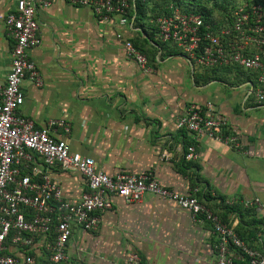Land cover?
<instances>
[{
  "label": "crops",
  "instance_id": "obj_1",
  "mask_svg": "<svg viewBox=\"0 0 264 264\" xmlns=\"http://www.w3.org/2000/svg\"><path fill=\"white\" fill-rule=\"evenodd\" d=\"M16 2L0 0L1 87L13 48L4 18ZM35 18L39 44L28 55L42 85L28 78L22 82L24 101L18 115L37 127L63 121L69 133L56 128L53 135L71 152L91 158L108 176L150 172L177 193L198 189L197 198L207 194L205 206L215 216L231 208L226 218L235 231L239 225L249 230L253 227L248 223L264 220L261 210L243 206L246 200L259 199L264 209V102L251 94L255 76L248 78L233 68L211 76L178 50H159L155 64L149 65L152 71L145 74L123 48L124 40L140 32L132 22L121 25L116 16L101 20L90 8L65 0L37 9ZM206 102L226 120L227 133L238 137L241 150L204 137L194 139L176 127L188 104ZM190 146L196 160L185 159ZM47 168L63 197L77 203L86 191L82 176L57 165ZM235 206L241 211H232ZM249 210L253 217H243ZM99 215L96 231L74 228L66 245L68 260L61 264H128L130 254L141 264H216L211 224L195 221L172 202L151 194L137 204L113 199L112 208ZM260 232L253 246L263 249ZM30 253L35 264H51L42 239Z\"/></svg>",
  "mask_w": 264,
  "mask_h": 264
},
{
  "label": "built area",
  "instance_id": "obj_2",
  "mask_svg": "<svg viewBox=\"0 0 264 264\" xmlns=\"http://www.w3.org/2000/svg\"><path fill=\"white\" fill-rule=\"evenodd\" d=\"M56 1L17 0L15 9L4 18L13 48L5 85L0 86V264H35L30 252L40 239L48 261L64 263L74 228L94 232L100 224V212L110 210L113 199L137 204L146 194L174 203L197 222H209L216 239V264H264L260 251L249 248L231 223H224L197 198L198 189L192 194L177 193L160 185L150 172L108 176L95 168L91 158L71 152L64 141L53 135L56 128L69 133V126L63 121L53 120L37 127L32 120L17 114L24 101L22 82L28 78L36 86L42 85L40 73L28 55L39 44L36 11L49 8ZM65 1L90 8L101 20L116 16L124 25L134 19L128 16L129 0ZM165 9L168 13L153 22L158 41L172 43L201 70L228 67L255 74L251 94L258 103L264 102V0H241L231 11L230 23L227 21L217 33L197 14L182 13L173 3ZM123 48L126 57L136 62L143 73L152 71L147 58L130 41L124 40ZM176 127L194 139L204 137L234 149L242 148L238 137L227 133L226 120L214 112L211 102L188 104ZM196 158L194 147H188L185 159ZM49 165L82 176L86 191L77 203L63 197L59 185L47 174ZM243 206L258 208L264 219L259 199L246 200ZM128 264L141 262L137 255L130 254Z\"/></svg>",
  "mask_w": 264,
  "mask_h": 264
},
{
  "label": "trees",
  "instance_id": "obj_3",
  "mask_svg": "<svg viewBox=\"0 0 264 264\" xmlns=\"http://www.w3.org/2000/svg\"><path fill=\"white\" fill-rule=\"evenodd\" d=\"M240 1L241 0H129L131 8L128 12V16L134 17L132 24L134 27H137L140 32L137 33L136 37L128 41H130L132 45L147 58L148 64L153 66L155 64V56L159 50L166 54L174 53L177 50L172 43H161L157 40V27L153 22L159 16L168 13L165 9L166 6L173 3L182 13H192L201 16L204 24L210 25V30L213 33H217L227 21L230 23L229 18L231 11L239 5ZM244 1L247 3L258 2V0ZM143 35L145 37H143ZM151 43H153V45ZM230 69L231 68L228 67H215L204 69L203 71H207L209 75L213 76V73ZM234 70L239 74L248 75V78L250 76L254 78L255 76L254 80L256 79L255 74H249V72L241 69ZM207 199H209V197L204 193V195L202 194V196H200L199 200L207 206V203H205V201L207 202ZM235 208L238 209L239 212L241 211L239 207L236 206L232 208V211L235 210ZM222 210L223 211L220 213L219 217L224 223H227L226 212L231 210V208L224 207ZM245 214L246 215L243 217H253L252 210H249V213L245 211ZM242 221L244 222L243 219ZM248 224L253 227L250 228L252 230H245L242 225H239L235 232L249 248L257 249L264 257V249L253 246V241L258 237L259 231H261L260 233L264 231V220L261 219L257 222L253 220ZM241 230L242 232L248 231V233L244 235ZM242 264H248V261H245Z\"/></svg>",
  "mask_w": 264,
  "mask_h": 264
}]
</instances>
